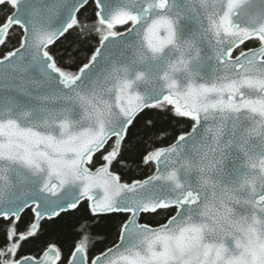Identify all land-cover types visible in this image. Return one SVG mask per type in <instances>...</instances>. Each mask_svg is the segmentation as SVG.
I'll return each mask as SVG.
<instances>
[{
	"label": "snow or ice",
	"instance_id": "1",
	"mask_svg": "<svg viewBox=\"0 0 264 264\" xmlns=\"http://www.w3.org/2000/svg\"><path fill=\"white\" fill-rule=\"evenodd\" d=\"M0 232V264H264V0H0Z\"/></svg>",
	"mask_w": 264,
	"mask_h": 264
},
{
	"label": "trees",
	"instance_id": "2",
	"mask_svg": "<svg viewBox=\"0 0 264 264\" xmlns=\"http://www.w3.org/2000/svg\"><path fill=\"white\" fill-rule=\"evenodd\" d=\"M95 44H96L95 39L90 41V46H95ZM117 171H118V174H121L122 181H126L129 178H144L146 171L148 172V174H151L150 171H148L144 166L137 165L134 162L131 163L129 165V167L127 168V170L124 171L123 173L119 172V170H117ZM167 218L168 217H166L164 215L151 214L149 216L148 214H142L141 222L142 223H149L152 226H157V225H160V224L166 222ZM101 238L108 240L109 241V245L108 246H111V241L113 239H116V233H115L114 230H112V231H109L107 233V235H105V236H103ZM2 239H3V233L0 232V240H2ZM22 250L24 252H28V251L31 250V246L25 247Z\"/></svg>",
	"mask_w": 264,
	"mask_h": 264
},
{
	"label": "water",
	"instance_id": "3",
	"mask_svg": "<svg viewBox=\"0 0 264 264\" xmlns=\"http://www.w3.org/2000/svg\"><path fill=\"white\" fill-rule=\"evenodd\" d=\"M167 222V221H166ZM166 222H164V223H166ZM163 224V223H162ZM151 227H153V228H158L159 227V225H157V226H152V225H150ZM118 242V241H117Z\"/></svg>",
	"mask_w": 264,
	"mask_h": 264
}]
</instances>
